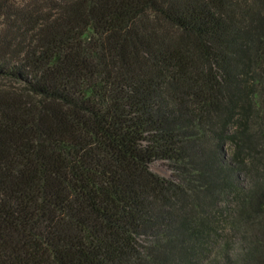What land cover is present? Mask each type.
<instances>
[{
	"label": "trees",
	"instance_id": "1",
	"mask_svg": "<svg viewBox=\"0 0 264 264\" xmlns=\"http://www.w3.org/2000/svg\"><path fill=\"white\" fill-rule=\"evenodd\" d=\"M0 264H264V0H0Z\"/></svg>",
	"mask_w": 264,
	"mask_h": 264
},
{
	"label": "rangeland",
	"instance_id": "2",
	"mask_svg": "<svg viewBox=\"0 0 264 264\" xmlns=\"http://www.w3.org/2000/svg\"><path fill=\"white\" fill-rule=\"evenodd\" d=\"M20 1V0H19ZM150 167L153 171L157 172L162 176L169 177L171 175V171L169 167L163 160H154L150 163ZM243 182V181H241Z\"/></svg>",
	"mask_w": 264,
	"mask_h": 264
}]
</instances>
